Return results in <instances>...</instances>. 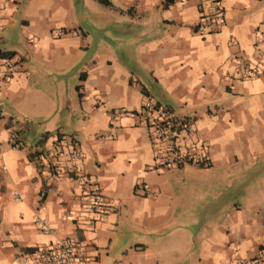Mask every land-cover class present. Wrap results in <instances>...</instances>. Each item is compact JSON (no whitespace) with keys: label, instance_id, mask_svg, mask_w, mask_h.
<instances>
[{"label":"crops","instance_id":"0c3cea01","mask_svg":"<svg viewBox=\"0 0 264 264\" xmlns=\"http://www.w3.org/2000/svg\"><path fill=\"white\" fill-rule=\"evenodd\" d=\"M106 1L0 7V264L61 238L86 264H264V72L247 73L264 67V0ZM46 77L63 91L41 100L29 81ZM150 106L191 123L206 166H159Z\"/></svg>","mask_w":264,"mask_h":264},{"label":"built area","instance_id":"2783aa9c","mask_svg":"<svg viewBox=\"0 0 264 264\" xmlns=\"http://www.w3.org/2000/svg\"><path fill=\"white\" fill-rule=\"evenodd\" d=\"M11 0H0V7L5 8ZM216 19H221V11H217ZM199 31L204 30L203 25H199ZM57 29L56 32H61ZM259 37L262 36L260 31L257 32ZM5 66L11 69V60H4ZM264 72L263 66L249 64L247 66L248 75L255 77ZM154 114L153 118H148L149 112L144 114L150 120L147 125L150 128L152 136L162 143V154L158 158L160 167H178L185 164H198L206 166L208 162L207 153L194 146L190 140L192 133V125L188 121H177L172 113L167 108L150 106ZM148 109V108H146ZM148 111V110H147ZM52 140H56L55 136H51ZM78 155L77 151H71L69 156L75 157ZM38 164L45 165L43 158H38ZM50 169L57 168V162H49ZM4 167L2 166V169ZM13 194L16 200H20V195L14 190ZM87 200L88 208L90 211L99 212L102 209L101 196L92 191L89 185L85 186L83 196ZM34 223L37 228L50 236L54 231L49 226L48 220L36 214ZM21 264H86V257L83 252L76 247V245L65 238L50 241L46 245L36 246L29 251H25L20 256Z\"/></svg>","mask_w":264,"mask_h":264},{"label":"rangeland","instance_id":"374dc122","mask_svg":"<svg viewBox=\"0 0 264 264\" xmlns=\"http://www.w3.org/2000/svg\"><path fill=\"white\" fill-rule=\"evenodd\" d=\"M91 4H93L95 7H97V5H98V7L101 9V7H102V5L99 3V2H97V1H95L94 3H91ZM91 4H90V6H88L87 7V9L85 8V12L87 13V18H86V20L84 21V22H86L87 23V25H86V28H88V29H94V16L97 14V13H99L98 12V10H93V7L91 6ZM91 11H93V12H91ZM100 11V10H99ZM44 69H46V70H51V72H54V70L56 69V68H54V66L53 65H47V64H45L44 65ZM52 76V75H51ZM69 76H71L69 73H67V74H65L62 78H61V80L62 81H64V80H68V78H69ZM47 78V80L48 81H46L45 82V84H42V83H39V82H37V79H31V81H29L30 83H29V87H30V85L31 84H33L32 82H33V80H34V83L36 84V86H37V88H39L40 89V92H41V94H42V98H41V100H43V99H45V100H50L51 99V97H52V95H55L56 93H58V92H60V90L61 91H63V89H57V88H53V87H50L49 85H53V83H51L52 81H50V79H52V78H50V77H46ZM54 90V91H53ZM35 127L37 128H40V123L39 122H36L35 123ZM259 180H261V179H259Z\"/></svg>","mask_w":264,"mask_h":264},{"label":"trees","instance_id":"16d2710c","mask_svg":"<svg viewBox=\"0 0 264 264\" xmlns=\"http://www.w3.org/2000/svg\"><path fill=\"white\" fill-rule=\"evenodd\" d=\"M100 1H102L106 5L108 4L106 0H100ZM13 55H14V52L12 51H0V59L2 60H11ZM46 137H47V133L46 132L42 133L38 141H43ZM36 153L37 152L30 154L28 158H32Z\"/></svg>","mask_w":264,"mask_h":264}]
</instances>
